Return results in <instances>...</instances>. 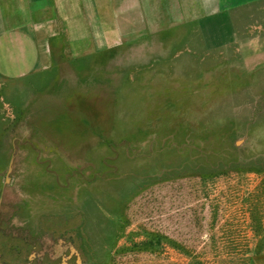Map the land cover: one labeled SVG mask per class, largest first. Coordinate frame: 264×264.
I'll return each instance as SVG.
<instances>
[{
    "label": "rangeland",
    "instance_id": "obj_1",
    "mask_svg": "<svg viewBox=\"0 0 264 264\" xmlns=\"http://www.w3.org/2000/svg\"><path fill=\"white\" fill-rule=\"evenodd\" d=\"M137 19L0 90V264L262 263L264 17Z\"/></svg>",
    "mask_w": 264,
    "mask_h": 264
},
{
    "label": "crops",
    "instance_id": "obj_2",
    "mask_svg": "<svg viewBox=\"0 0 264 264\" xmlns=\"http://www.w3.org/2000/svg\"><path fill=\"white\" fill-rule=\"evenodd\" d=\"M138 17H169L170 30L223 24L232 17H264V0H0V90L7 97L34 90L35 76L51 65L46 41L80 39L103 54L112 49L111 40L132 39L127 24L139 23ZM260 260L264 264V256Z\"/></svg>",
    "mask_w": 264,
    "mask_h": 264
}]
</instances>
